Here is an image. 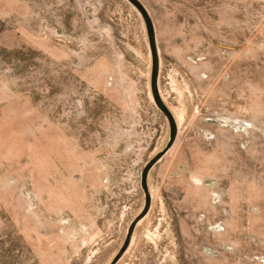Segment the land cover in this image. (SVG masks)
<instances>
[{
  "label": "rangeland",
  "instance_id": "obj_1",
  "mask_svg": "<svg viewBox=\"0 0 264 264\" xmlns=\"http://www.w3.org/2000/svg\"><path fill=\"white\" fill-rule=\"evenodd\" d=\"M0 0V264H264V0Z\"/></svg>",
  "mask_w": 264,
  "mask_h": 264
},
{
  "label": "water",
  "instance_id": "obj_2",
  "mask_svg": "<svg viewBox=\"0 0 264 264\" xmlns=\"http://www.w3.org/2000/svg\"><path fill=\"white\" fill-rule=\"evenodd\" d=\"M130 1H132L134 4H136L142 10H145L144 6L138 0H130Z\"/></svg>",
  "mask_w": 264,
  "mask_h": 264
}]
</instances>
